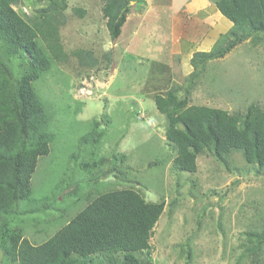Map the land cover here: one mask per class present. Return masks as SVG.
<instances>
[{"label":"rangeland","instance_id":"374dc122","mask_svg":"<svg viewBox=\"0 0 264 264\" xmlns=\"http://www.w3.org/2000/svg\"><path fill=\"white\" fill-rule=\"evenodd\" d=\"M104 4L67 0L57 13L65 55L34 81L56 138L50 153L39 158L31 201H21L22 213L9 221V231L41 244L86 205L89 193L132 187L147 200H165L146 251L154 264H239L246 233L264 231V170L239 152L231 154L228 167L207 152L199 155L196 173L175 168L177 149L167 140V117L155 96L180 87L190 104L232 114L251 104L264 108V42L246 40L210 61L191 83L192 62L183 66L167 49H160L158 58L134 57L144 51L142 43L138 48L129 43L130 36L143 22L144 29L153 22L136 20L145 12V0H136L117 41L107 30ZM49 5L51 0H21L15 8L33 24L43 19L38 9ZM77 49L91 50L98 63L82 65ZM94 129L93 149V139L85 135ZM0 264L17 263L3 252ZM240 264H252L251 258Z\"/></svg>","mask_w":264,"mask_h":264},{"label":"trees","instance_id":"16d2710c","mask_svg":"<svg viewBox=\"0 0 264 264\" xmlns=\"http://www.w3.org/2000/svg\"><path fill=\"white\" fill-rule=\"evenodd\" d=\"M20 2L0 0V249L17 264H154L146 251L165 200H147L132 187L89 193L86 205L41 244L17 230L9 231V221L22 213L17 211L21 201H31V180L39 158L50 153L56 138L48 130L46 106L34 81L65 55L57 13L66 8L67 0H51V5L38 9L43 19L33 24L14 7ZM104 2L107 27L117 41L136 0ZM216 3L234 25L212 50L194 54L191 83L210 61L225 57L246 40L255 45L264 42V0ZM74 54L82 65L98 63L91 50L77 49ZM155 104L167 117L166 137L177 149L175 168L196 173L199 155L207 152L228 167L231 154L239 152L247 163L264 170V108L259 104L232 114L223 108L190 104L180 87L156 94ZM95 131L85 135L93 139V149L98 142ZM246 234L248 244L237 262L248 256L252 264H264V231Z\"/></svg>","mask_w":264,"mask_h":264},{"label":"crops","instance_id":"0c3cea01","mask_svg":"<svg viewBox=\"0 0 264 264\" xmlns=\"http://www.w3.org/2000/svg\"><path fill=\"white\" fill-rule=\"evenodd\" d=\"M143 9L144 13L136 12V20L140 25L141 18H153V22L150 29H144L146 21L143 22L139 32L130 36L129 43H136V48L142 43L144 52L135 55L136 59L150 53L152 56L148 57L158 58L157 52L167 49L171 56L181 58L183 66H191L196 52L212 50L221 35L228 33L234 25L218 8L216 0H145ZM155 20L157 26H153Z\"/></svg>","mask_w":264,"mask_h":264},{"label":"water","instance_id":"95a60500","mask_svg":"<svg viewBox=\"0 0 264 264\" xmlns=\"http://www.w3.org/2000/svg\"><path fill=\"white\" fill-rule=\"evenodd\" d=\"M3 258V251L0 249V260Z\"/></svg>","mask_w":264,"mask_h":264},{"label":"clouds","instance_id":"9594fccd","mask_svg":"<svg viewBox=\"0 0 264 264\" xmlns=\"http://www.w3.org/2000/svg\"><path fill=\"white\" fill-rule=\"evenodd\" d=\"M16 5H14V7H15ZM112 40V39H111Z\"/></svg>","mask_w":264,"mask_h":264}]
</instances>
